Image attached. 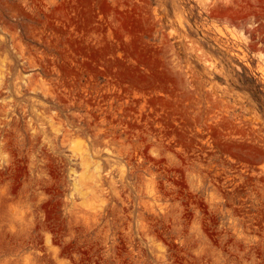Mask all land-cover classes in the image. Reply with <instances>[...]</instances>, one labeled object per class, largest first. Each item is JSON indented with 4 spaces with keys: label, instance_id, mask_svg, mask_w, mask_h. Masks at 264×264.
Wrapping results in <instances>:
<instances>
[{
    "label": "rangeland",
    "instance_id": "rangeland-1",
    "mask_svg": "<svg viewBox=\"0 0 264 264\" xmlns=\"http://www.w3.org/2000/svg\"><path fill=\"white\" fill-rule=\"evenodd\" d=\"M0 264H264V0H0Z\"/></svg>",
    "mask_w": 264,
    "mask_h": 264
}]
</instances>
